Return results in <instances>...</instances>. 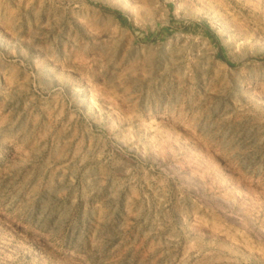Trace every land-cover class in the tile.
I'll use <instances>...</instances> for the list:
<instances>
[{
    "label": "rangeland",
    "instance_id": "1",
    "mask_svg": "<svg viewBox=\"0 0 264 264\" xmlns=\"http://www.w3.org/2000/svg\"><path fill=\"white\" fill-rule=\"evenodd\" d=\"M0 264H264V0H0Z\"/></svg>",
    "mask_w": 264,
    "mask_h": 264
}]
</instances>
